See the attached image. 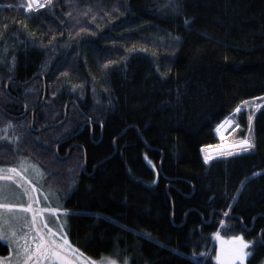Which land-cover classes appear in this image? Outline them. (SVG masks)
Wrapping results in <instances>:
<instances>
[{
	"label": "trees",
	"instance_id": "trees-1",
	"mask_svg": "<svg viewBox=\"0 0 264 264\" xmlns=\"http://www.w3.org/2000/svg\"><path fill=\"white\" fill-rule=\"evenodd\" d=\"M23 5L0 0V128L21 137L0 140V168L37 165L94 261L213 264L220 231L264 264V105L235 113L264 97V0ZM231 115L229 140L251 115L255 147L205 163Z\"/></svg>",
	"mask_w": 264,
	"mask_h": 264
},
{
	"label": "snow or ice",
	"instance_id": "snow-or-ice-1",
	"mask_svg": "<svg viewBox=\"0 0 264 264\" xmlns=\"http://www.w3.org/2000/svg\"><path fill=\"white\" fill-rule=\"evenodd\" d=\"M52 0H27L23 5L26 12L38 11L40 8L50 6ZM115 10V9H114ZM71 16V12L67 13ZM84 17H91L95 21L96 15L93 13L92 7H88L86 11L81 13ZM105 15H108L106 12ZM76 23H80L76 19ZM185 23H190L186 20ZM84 29L81 28V31ZM179 39V38H177ZM14 66V64H13ZM11 70V69H10ZM247 104V101L243 102ZM260 107V105H256ZM241 108L235 109L239 113ZM253 117L248 116L249 136L239 141V147L243 151L255 147L251 139ZM233 121L226 119L217 131L225 126L231 127ZM236 127H239L237 124ZM15 125L9 122L4 128H0V140H11L12 143L20 141L21 137H9V130H14ZM223 138V137H222ZM231 154V153H227ZM211 159L205 156V163ZM29 170L39 179L42 173L36 165H28L24 160L20 161L19 168H0V241L6 243L11 249L10 255L4 260H0V264H97L96 261L85 256L79 248L74 247L67 238V234L63 231V225L57 228L50 226V222L45 219V213H57V209L49 207H41L40 200L35 193L38 191L35 183L31 179H25ZM21 173L25 175L22 176ZM13 182L22 189V195L27 198V203L22 202L10 190V183ZM48 199L47 196L44 197ZM227 216V213H225ZM223 225L224 221H220ZM259 243L264 246V239ZM253 242L244 239L243 235L233 236L225 248L222 244L217 260L220 264H245L246 259L251 255L248 249ZM99 264H116V260L110 258H102ZM124 264H128V260H124Z\"/></svg>",
	"mask_w": 264,
	"mask_h": 264
},
{
	"label": "rangeland",
	"instance_id": "rangeland-1",
	"mask_svg": "<svg viewBox=\"0 0 264 264\" xmlns=\"http://www.w3.org/2000/svg\"><path fill=\"white\" fill-rule=\"evenodd\" d=\"M23 3L26 4L27 0H21V4H23ZM41 9L42 8H40L39 10H41ZM33 12H37V11L34 10ZM78 12L75 13V16H76L75 19L78 18L79 20H81V18L83 16L80 13H78ZM76 32H77V30H76ZM256 105H260V106L264 105V97L260 101H257V102H248L247 104L242 105L240 108H241V110H247V111H253L254 112L256 109L259 108V107L257 108ZM97 107H100V106L97 104L96 108ZM226 119H231L233 121L231 127L225 126V127L221 128V130L219 132L217 131V128H218L219 125L215 128V134H216L218 140L221 141L220 142L221 144L218 145L217 147L207 148V149L203 150L202 154H203V160L204 161H205V156H210L212 158V157L223 156V155H226L227 153H235V152L243 151L239 147V141L229 140V139H232V135L230 133L234 134L236 132V130H237L236 123H235L233 115L226 117L223 120V122ZM32 163H31V160L26 161V164H28V165H32ZM36 167L39 168L37 165H36ZM21 175L24 176L25 174L21 173ZM25 179H31L33 181V183H35L36 188L38 189V191L35 193V195L40 200V206L41 207L55 208V209L58 210L57 213H55V214H53V213H45L44 214L45 219L50 222V225H51V223H52V225H55L53 221L54 220L55 221L59 220L60 224L62 223L63 231L67 234V238H68V233H67L66 227L64 226L63 221H62L64 213L62 212L61 208L58 209L60 207V205H61V200H60V198H58V196H56V193H54V191L49 189L48 181L46 179V176L42 174V176L39 179H37L36 176L32 173V171L29 170L28 174L25 176ZM2 183H5V182L4 181H0V184H2ZM8 183H10V182H8ZM10 190L22 202L27 203V198L25 196H23L20 192L16 191L15 188L12 187L11 183H10ZM45 196L48 197L47 200L44 199ZM230 239L231 238L223 236V233H221L220 231L216 232L215 234H213V236H212V248L209 251H207L206 254H205L206 256L211 258L213 264H220V261L217 260V255L220 253L222 244L226 248L227 247V242ZM0 243L3 244V245H6V243L3 242V241H0ZM7 248H8L7 254H5V255L4 254L3 255L0 254V260H4V259L9 257L11 249L8 246H7ZM248 251H250V250L248 249ZM96 262H97V264H99V261H96ZM116 264H119V263L116 262ZM245 264H246V261H245Z\"/></svg>",
	"mask_w": 264,
	"mask_h": 264
},
{
	"label": "crops",
	"instance_id": "crops-1",
	"mask_svg": "<svg viewBox=\"0 0 264 264\" xmlns=\"http://www.w3.org/2000/svg\"><path fill=\"white\" fill-rule=\"evenodd\" d=\"M10 183H11L12 187L15 188L16 191H18V192H20V193L22 194V190H21V188H19V187H18L15 183H13V182H10Z\"/></svg>",
	"mask_w": 264,
	"mask_h": 264
},
{
	"label": "bare ground",
	"instance_id": "bare-ground-1",
	"mask_svg": "<svg viewBox=\"0 0 264 264\" xmlns=\"http://www.w3.org/2000/svg\"><path fill=\"white\" fill-rule=\"evenodd\" d=\"M222 122H223V121H222ZM222 122H221V123H222ZM221 123L219 124V126L221 125ZM217 126H218V125H217ZM217 126H216V127H217ZM216 127H215V128H216ZM214 132H215V129H214ZM220 142H221V141H220Z\"/></svg>",
	"mask_w": 264,
	"mask_h": 264
}]
</instances>
